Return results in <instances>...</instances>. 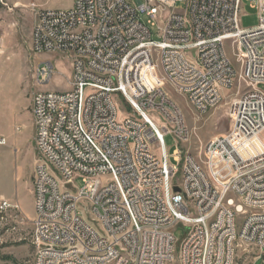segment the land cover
<instances>
[{
    "label": "built area",
    "instance_id": "1",
    "mask_svg": "<svg viewBox=\"0 0 264 264\" xmlns=\"http://www.w3.org/2000/svg\"><path fill=\"white\" fill-rule=\"evenodd\" d=\"M179 2L186 11L175 10ZM243 2L258 10L257 26L243 28ZM35 13L32 50L71 65L70 90H40L31 103L35 264H235L245 247L260 260L264 0H73ZM157 66L200 114L221 105L224 92L238 93L229 133L207 144L203 158L177 149L181 169L165 137L186 142L188 129ZM34 72L43 86L55 68L42 63Z\"/></svg>",
    "mask_w": 264,
    "mask_h": 264
},
{
    "label": "rangeland",
    "instance_id": "2",
    "mask_svg": "<svg viewBox=\"0 0 264 264\" xmlns=\"http://www.w3.org/2000/svg\"><path fill=\"white\" fill-rule=\"evenodd\" d=\"M14 1L5 0L7 7H0V206L5 201L16 206L8 210L0 208V264H35L34 174L39 156L33 140L35 130L31 103L34 94L40 90H70L71 65L62 54H40L32 50L35 12L31 6H21ZM21 1L34 3L38 7L46 3L45 8L54 10L72 7V0ZM175 10L186 11V2H179ZM148 20L143 15L142 22L150 28L153 39L160 40L157 26L153 27ZM258 24V10L253 9L250 3L243 2V28ZM227 47L234 60L230 44ZM42 63H51L55 73L48 84L39 86L34 71ZM156 74L164 90L181 110L188 129L186 142L177 144L173 135L165 137V150L171 156L170 163L181 169L173 159L177 149L203 158L207 144L229 133L232 124L231 103L238 97L237 89L224 92L221 105L207 114H200L176 91L160 66H157ZM125 108L124 105L123 112ZM129 114L124 113L125 116ZM157 154L161 156L160 149ZM175 183L182 186V174L177 176ZM74 185L82 188L83 179L76 178ZM176 236L181 239L183 230L180 229ZM258 256L256 249L241 248L235 264H264V256L256 261Z\"/></svg>",
    "mask_w": 264,
    "mask_h": 264
},
{
    "label": "crops",
    "instance_id": "3",
    "mask_svg": "<svg viewBox=\"0 0 264 264\" xmlns=\"http://www.w3.org/2000/svg\"><path fill=\"white\" fill-rule=\"evenodd\" d=\"M14 3H16V4H20L21 6L23 5V6H31V8H33V7H35L36 8V10H34V12L35 11H40V10H48V8H45L44 6L46 5V3L45 4H42L41 6H37V5H35L34 3H31V4H25V3H23L21 0H15L14 1ZM72 4H73V0H72ZM19 5V6H20ZM36 14V13H35ZM35 17H36V15H35ZM35 22H36V19H35Z\"/></svg>",
    "mask_w": 264,
    "mask_h": 264
},
{
    "label": "water",
    "instance_id": "4",
    "mask_svg": "<svg viewBox=\"0 0 264 264\" xmlns=\"http://www.w3.org/2000/svg\"><path fill=\"white\" fill-rule=\"evenodd\" d=\"M174 191L179 193V192H181V189L179 187H175Z\"/></svg>",
    "mask_w": 264,
    "mask_h": 264
}]
</instances>
